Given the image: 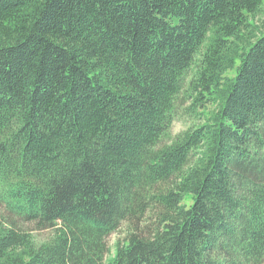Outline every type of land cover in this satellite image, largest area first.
Here are the masks:
<instances>
[{
	"label": "trees",
	"instance_id": "1",
	"mask_svg": "<svg viewBox=\"0 0 264 264\" xmlns=\"http://www.w3.org/2000/svg\"><path fill=\"white\" fill-rule=\"evenodd\" d=\"M0 206V264H264V0H0Z\"/></svg>",
	"mask_w": 264,
	"mask_h": 264
},
{
	"label": "rangeland",
	"instance_id": "2",
	"mask_svg": "<svg viewBox=\"0 0 264 264\" xmlns=\"http://www.w3.org/2000/svg\"><path fill=\"white\" fill-rule=\"evenodd\" d=\"M256 19L258 20V17H256ZM186 126V122L185 119L182 120H176L173 123V127L172 130L173 132H177L178 130H180L181 128ZM2 210V207L0 206V211ZM26 228L29 227V225H25ZM128 228H127V223L123 222L120 227L115 230L114 232H112L108 237H107V241H108V245L111 248V251L113 250V244L114 241L117 238H121L123 237L126 232H127ZM52 231L48 230V229H44V230H34L32 231L33 236L36 238L37 241H42L47 239L50 235H51Z\"/></svg>",
	"mask_w": 264,
	"mask_h": 264
}]
</instances>
